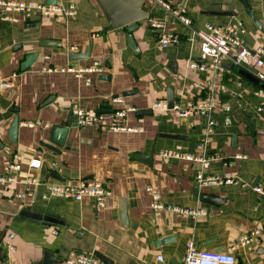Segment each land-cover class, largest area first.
<instances>
[{"label": "crops", "instance_id": "1", "mask_svg": "<svg viewBox=\"0 0 264 264\" xmlns=\"http://www.w3.org/2000/svg\"><path fill=\"white\" fill-rule=\"evenodd\" d=\"M16 1L30 6L47 3ZM166 1L186 11L192 29L207 24L234 27L245 47H264V0H246L248 7L242 0ZM57 2L65 8L74 5L75 17L14 23L0 9V81L13 84L0 91V173L18 158L22 166L16 183L0 184V264H63L72 252L100 254L110 264H184L190 242L202 251L231 252L236 264H264V195L252 190H264V114L258 112L264 88L230 64L218 70L191 68V63H201L199 41L192 38L190 28L150 0L141 7L148 18L140 20L132 34L126 27L113 28L115 8L126 5L122 0ZM152 21L180 35V46L163 49ZM42 41L61 45L41 46ZM87 50V59H72ZM33 54L37 60L22 71V63ZM95 62L104 72L90 75V85L72 74L43 71L46 66L88 67ZM170 90L175 102L183 104L211 99L216 121L211 135L205 116L181 118L153 109L156 102H168ZM116 97L123 103L114 104ZM130 106L137 112L124 123L139 128L138 133L100 125L79 127L72 115L78 107L109 113ZM16 116L20 126L12 143L9 131ZM201 142L206 156H220L207 174L239 178L245 187L201 186L198 164L164 156V152L195 153ZM32 159L41 161L40 169H29ZM32 178L40 184L30 183ZM86 179L101 181L110 190L105 206H98L94 198L82 202L45 198L49 184ZM148 188L160 193L166 205L207 213L196 217L154 210ZM17 193L33 195L22 200ZM23 212L60 224L24 217ZM257 229L260 243L251 249L240 245L241 236ZM11 234L14 238L9 241ZM169 237L174 240L159 243Z\"/></svg>", "mask_w": 264, "mask_h": 264}, {"label": "built area", "instance_id": "2", "mask_svg": "<svg viewBox=\"0 0 264 264\" xmlns=\"http://www.w3.org/2000/svg\"><path fill=\"white\" fill-rule=\"evenodd\" d=\"M153 4L159 6L166 13L171 15L179 23L191 29L192 38L199 41L201 63L193 62L190 64L191 68L205 70H218L225 64H230L233 67H239L249 74L264 83V47L256 50H251L243 45L241 40L236 36V28L234 27H219L212 24H207L204 29H192V21L187 16L186 11L174 7L166 0H150ZM0 9L5 14L9 15V20L18 23L21 19L30 21L35 17H54L64 16L66 18H73L76 15V8L74 5L68 7H61L59 5L40 4L38 6H30L25 2L16 0H0ZM152 27L158 31V42L163 49H168L171 46H180L181 36L178 34L168 33L164 29V23L152 21ZM242 27V25L240 24ZM77 48H72L74 52ZM47 73H61L72 74L77 79L83 80L86 85L92 83L89 77L93 74H102L104 68L95 62L88 67L66 66L62 68L46 66L43 68ZM12 82L0 81V91L11 89ZM114 104L120 105L123 103L121 97L113 99ZM155 110L174 112L181 118H186L192 115L205 116L207 118L206 130L208 135H211L216 126V121L212 118L213 103L211 99H199L196 101H188L186 103L175 102L172 109L169 108L167 101L156 102L153 106ZM135 107H117L111 112H100L97 110H89L85 108L72 109V115L75 116L79 127H93L96 125L102 126L104 129L109 128L120 132H140L139 128H134L126 125L124 120L129 114L136 113ZM258 112L264 114V104L258 107ZM34 127L33 123L26 124ZM206 145L201 142L197 146L195 153L183 152H164L165 157H173L183 161L196 163L199 165L197 173V182L201 186L210 185H241L245 184L239 178H221L218 176L208 175L207 172L211 169L214 162L220 159L218 155H205ZM238 160L245 159L244 156H237ZM17 162L9 163L5 166L3 172L0 173V184L12 185L16 183V174L21 172L22 166ZM41 168V161L32 159L29 162V169L38 170ZM32 184H40L37 178L29 179ZM253 191L264 195V190L260 187H253ZM148 192L152 195L151 208L154 210H167L178 215H192L205 216L204 209H186L175 205H166L162 201L160 193L154 192L152 188H148ZM32 193H17L16 197L25 199L32 197ZM111 195L110 190L105 184L98 180L86 179L78 180L70 183H55L48 185V194L45 198L56 197L66 200H73L82 202L85 198H94L97 205L105 206V200ZM261 230H253L248 234H244L240 238V245L251 249L254 243H260ZM14 234L8 237L11 241ZM10 250L14 248L9 246ZM160 262H164V258H158ZM237 259L231 252H210L198 250L192 242L188 243L184 264H236ZM63 264H107L94 254H85L81 252H72L63 260Z\"/></svg>", "mask_w": 264, "mask_h": 264}, {"label": "water", "instance_id": "3", "mask_svg": "<svg viewBox=\"0 0 264 264\" xmlns=\"http://www.w3.org/2000/svg\"><path fill=\"white\" fill-rule=\"evenodd\" d=\"M144 1L145 0H122V2L126 3V5L125 6L124 5H118L115 8L116 22L113 24V28L119 29V28L126 27V31L130 34H132L136 29H138L140 27L139 21L148 18V14H146L145 12H143L141 10V7H142V4L144 3ZM242 2L244 3V5L246 7H248V3L246 0H242ZM57 3H58L57 0H47V4H49V5H57ZM252 17H254V15H252ZM263 25H264V23H263ZM130 44H131L132 48L136 51L137 48H136V45H135V42H134V39L132 36H130ZM40 45L41 46H60L61 44L59 42H56V41H42V42H40ZM88 54H89V50L86 51V54L73 55L72 59H87ZM37 58H38L37 54L27 56L25 61L22 63L21 70L26 71V70L30 69L31 66L33 65V63L37 60ZM235 70L244 78H246V79L254 82L255 84H257L258 86H261L262 88H264V83L261 82L260 80H258L257 78H255L254 76H252L251 74H249L247 71H245L239 67H235ZM168 104H169L170 109H172L174 107L175 98H174V91L173 90H170L169 97H168ZM16 112H18V110ZM19 126H20L19 117L16 116L14 118V121H13V123L10 127V131H9V141L12 143H16V141H17ZM149 157L150 156L147 157L148 160L150 159ZM21 215L24 217H28V218H32V219H36V220H44L45 222H48V223L60 224L59 220H56V219L50 218V217H44L42 215L31 213V212H23ZM124 221H125V224L128 223V219H127L126 214H124ZM172 240H174V238L169 237V238H165V239L161 240L159 243L162 245H165ZM95 255L98 258H100L101 260H103L104 262H106L107 264H110L109 262H107V260H106V258H104V256H102L100 254H95Z\"/></svg>", "mask_w": 264, "mask_h": 264}]
</instances>
